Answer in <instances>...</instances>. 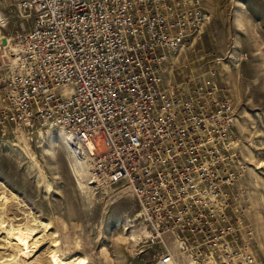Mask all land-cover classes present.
<instances>
[{"label":"built area","instance_id":"1","mask_svg":"<svg viewBox=\"0 0 264 264\" xmlns=\"http://www.w3.org/2000/svg\"><path fill=\"white\" fill-rule=\"evenodd\" d=\"M189 3L19 0L30 24L15 36L0 96L13 122L42 118L63 129L96 180L131 189L154 230L200 236L180 248L211 264L203 255L215 251V169L224 159L215 145L230 142L235 155L237 116L204 85L168 78L205 19ZM158 264L177 257L169 250Z\"/></svg>","mask_w":264,"mask_h":264},{"label":"rangeland","instance_id":"2","mask_svg":"<svg viewBox=\"0 0 264 264\" xmlns=\"http://www.w3.org/2000/svg\"><path fill=\"white\" fill-rule=\"evenodd\" d=\"M189 1L201 6L205 19L171 61L168 78L186 88L202 84L214 91L215 100L229 99L237 116L229 135L241 144L229 156L232 144L224 147L215 140V157H224L215 169L217 236L215 251H207L203 259L220 262L225 254L231 258L228 264H264V0ZM29 24L19 0H0V92L9 61V48L1 45ZM4 107L0 105V203L9 206V216L15 219L37 220L36 236L45 242L40 254L57 247L60 251L51 258L55 264H158L160 256L172 250L178 264L188 258L198 264L200 254L180 246L200 236L163 230L148 236L149 222L128 186L96 180L87 161L91 173L82 187L69 152L78 154L64 146L58 128L42 118L13 122ZM215 137H220L217 132ZM51 234L58 237V246H51ZM7 238L3 234L0 239L5 254ZM26 243L20 242L16 250ZM67 244L72 248L64 252ZM22 253L0 258V264H31L24 263Z\"/></svg>","mask_w":264,"mask_h":264},{"label":"bare ground","instance_id":"3","mask_svg":"<svg viewBox=\"0 0 264 264\" xmlns=\"http://www.w3.org/2000/svg\"><path fill=\"white\" fill-rule=\"evenodd\" d=\"M14 40H15V37L12 38V41H9L8 43L3 44L5 46V48L8 47L9 50H12V52L9 51V53H8V57H9V60H11V62H16L15 56L12 54L16 50ZM66 92H67V94L72 93L73 92V88L69 87ZM0 105L1 106L2 105L5 106L1 97H0ZM236 121H237V117L235 118V122ZM56 134L59 136V139H61L62 143L64 144V146L66 148H69L70 150H73L77 154L74 145L71 142H69V140L67 138L68 135L65 133V131L63 129L58 128ZM55 138H56V136H55V134H53L52 137H51V142L53 143L51 148H54V145H55L54 143L56 142ZM237 141L238 140H232V143L233 144H240V142L237 143ZM240 146H241V144H240ZM69 156L71 158L72 166H73L74 172H75V174L77 176L79 184L82 187L87 186L86 184L89 183V181H87V176L90 175V173H91V172H89V169L87 168V165H88L89 162L87 163V160L83 161L81 159V157H80L82 155H80V156L79 155H74L73 152L72 153L69 152ZM86 169L88 170L87 174H86ZM1 196L3 197V195L0 193V198H1ZM215 200H217V199H215ZM4 204L0 203V239H1V236L3 234L5 235V237H8L7 238V244H5V245L7 246L6 249L7 250L9 249V251L6 254L3 253V252H0V258L5 260L8 257L9 258L12 257L13 256L12 254L15 253V252H24L25 255L23 253H22L23 255H21L22 258H23L22 260H24V263H27L30 260L31 264H55L56 262L54 260H52V259H53V257H55L56 253L59 250L57 247H55L54 249H51L50 251H48L47 255L40 254V250L44 246L43 245L44 237H42V235L36 236V234L40 230V229H38L39 223L37 222V220L31 218L30 221L29 220L21 221L19 217L15 219L12 216H9V214H10L9 213V206L8 205H4ZM21 212H23V211H21ZM16 214H15V216H16ZM17 221H20V224L22 225L21 227H18L19 224H17L18 223ZM42 225H44V224H42ZM148 227H149L148 236H152L153 233L156 232L157 230H154L152 228V226L149 225V224H148ZM43 232H45V231H43ZM12 236H16V239H18V237H20V241H18L16 239H14V240L10 239ZM51 237H52L51 238V242H53L51 244V246H58L59 245V242L57 241L58 237L56 235H52ZM69 237H71V236H69ZM24 241H27L26 248H24L22 250H16V247L20 245L19 243L20 242H24ZM3 247H1V248H3ZM68 248H72V244H67L63 251L65 252L66 251L65 249H67V251H69ZM44 256H47L49 259H45L47 257L44 258ZM230 259L231 258L229 256L223 254L222 255V259H221L220 262H216V260L214 261L213 259H211L209 261L211 262V264L212 263H214V264H228L227 261L230 260ZM186 260H187L186 264H196V260H194L192 258H188ZM1 261L2 260H0V262Z\"/></svg>","mask_w":264,"mask_h":264}]
</instances>
